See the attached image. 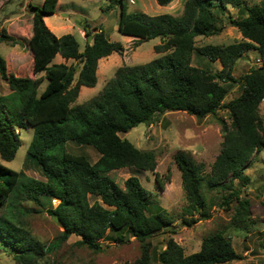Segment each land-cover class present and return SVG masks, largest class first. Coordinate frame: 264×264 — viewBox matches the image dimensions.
<instances>
[{"label":"trees","instance_id":"trees-1","mask_svg":"<svg viewBox=\"0 0 264 264\" xmlns=\"http://www.w3.org/2000/svg\"><path fill=\"white\" fill-rule=\"evenodd\" d=\"M156 1L166 6L172 0ZM111 2L109 7L117 0ZM58 3L45 0L43 6L29 9L32 21L24 37L33 55V77L10 72L0 56V77L11 91L0 96V157L12 161L21 145L16 130L32 127L27 161L39 168L44 178L28 177L0 164V247L9 251L17 264H41L72 235L80 237L79 244L100 252V240L112 233L118 243L132 237L141 244V257L124 264H151L152 239L175 234L174 217L167 209L155 206L152 193L138 177L130 176L119 186L109 173L125 168L155 171V154L140 150L120 135L141 124H152L166 112H186L201 120L219 109L228 110L231 122L222 124L224 141L210 173L182 152L175 155V162L188 201L186 213L208 219L206 191L230 190L220 205L230 209L231 203L237 202L234 220L246 221L250 201L241 199L232 186L236 179L245 180V168L264 148V125L259 117L264 99V0L251 7L243 0H186L180 16L129 12L121 0L119 32L139 43L159 39L161 44L154 50L161 56L144 65L121 66L100 95L78 106L73 105L81 89L97 85L99 61L122 55L125 48L88 21L82 29L87 38L92 36V42L86 40L83 51L74 35L56 36L45 18L55 14ZM228 6L241 14L230 23L239 29L243 40L227 46L197 47L195 38L215 34L219 15L225 14ZM2 43L16 45L18 39L0 26ZM252 49L259 50L263 67L234 77L235 62ZM57 56L65 62L53 63ZM195 57L219 60L223 69L212 72L194 65ZM231 84H238L242 92L225 103ZM7 102L16 105L18 117L6 115ZM68 143L91 147L99 154L98 160L93 163L84 154L69 152ZM156 177L164 188L165 182L158 174ZM54 200L58 201L56 206ZM25 203L40 207V212L48 213L63 228L52 246L46 247L26 228L23 216L31 210L27 211ZM195 222V218L184 221L186 225ZM157 259L160 264H224L243 256L230 238L217 231L204 238L199 252L189 256L170 239Z\"/></svg>","mask_w":264,"mask_h":264},{"label":"rangeland","instance_id":"rangeland-1","mask_svg":"<svg viewBox=\"0 0 264 264\" xmlns=\"http://www.w3.org/2000/svg\"><path fill=\"white\" fill-rule=\"evenodd\" d=\"M121 0H59L56 12L47 16L45 21L48 28L58 37L65 34L74 35L81 44L83 51L86 40H89L83 32V25L88 21L94 28L105 31L107 37L113 42L123 44L125 51L122 55L113 54L99 61L98 82L94 88H82L80 95L73 106L83 105L100 95L108 81L112 79L123 65H144L161 55L156 54L154 47L161 44L159 39L139 43L132 37L122 35L119 30L121 17ZM251 7L260 4L262 0H243ZM45 0H0V26L18 39V44H0V56L8 64L10 72L17 76L33 77V55L25 32L29 27L32 16L29 12L31 6L41 7ZM129 12H143L150 16L170 14L180 16L183 12L186 0H172L166 6H160L156 0H123ZM109 7V8H108ZM241 16L237 8L228 6L225 14L219 15L220 26L217 32L210 36L195 38L196 46L207 45L227 46L239 43L243 40L237 27L230 23V19L237 20ZM65 62L60 56L53 63ZM67 64L75 65V61ZM194 65L208 68L212 72H220L223 65L219 60L210 62L206 59L194 58ZM263 67V60L257 49L246 52L238 59L232 70L236 78L246 75L251 70ZM12 70V71H11ZM43 74L37 76L40 77ZM45 82L41 91L45 88ZM229 86V94L224 102L228 103L241 94L238 84ZM11 93L8 84L0 77V96H8ZM6 115L18 117L19 111L12 102H7ZM259 117L264 125V99L259 106ZM231 119L228 110L219 109L215 115H209L201 120L186 112H166L156 118L152 124H141L121 138L128 139L137 148L143 151H152L155 154L157 167L154 172L140 171L136 169H120L109 173V176L119 185L123 186L130 176L140 179L142 185L149 190L154 199L155 206L167 209L174 217L175 234H165L152 239L151 264H160L158 253L167 247L170 239H173L184 250L186 256L200 251L204 238L221 231L231 239L237 253L243 256L242 260L224 264H264V148L254 155L252 164L245 168V180L236 179L232 188L240 192L241 199L250 201V217L244 222H236L235 209L237 202L231 203L230 209L223 206L221 198L228 195L229 191H206L208 200V219L199 215L186 213L188 201L182 187L181 172L175 162L177 153L190 156L195 162L204 165L207 173L215 162L222 149L224 135L222 124H230ZM17 129V128H16ZM21 145L15 158L6 162L0 157V164L15 171H22L28 177L44 180L39 168L27 161L28 151L34 135V129H17ZM67 149L74 154H84L91 162H96L99 154L91 147H79L74 143H68ZM165 182L164 188H160L156 175ZM213 198V203L210 199ZM95 199L91 198V202ZM58 201L54 200L53 205ZM27 212L23 216L26 228L32 235L46 247L57 242L63 228L46 212H40L41 208L32 203H25ZM197 219V222L186 225L184 221ZM115 235L108 233L100 240L101 251L90 250L86 245L79 244L80 237L72 235L66 242L50 252L41 264H124L133 263L141 257V244L130 237L125 243L114 240ZM0 264H17L9 251L0 247Z\"/></svg>","mask_w":264,"mask_h":264},{"label":"water","instance_id":"water-1","mask_svg":"<svg viewBox=\"0 0 264 264\" xmlns=\"http://www.w3.org/2000/svg\"><path fill=\"white\" fill-rule=\"evenodd\" d=\"M92 38V36H89V40Z\"/></svg>","mask_w":264,"mask_h":264},{"label":"crops","instance_id":"crops-1","mask_svg":"<svg viewBox=\"0 0 264 264\" xmlns=\"http://www.w3.org/2000/svg\"><path fill=\"white\" fill-rule=\"evenodd\" d=\"M46 22V21H45ZM46 24H47V22H46Z\"/></svg>","mask_w":264,"mask_h":264}]
</instances>
